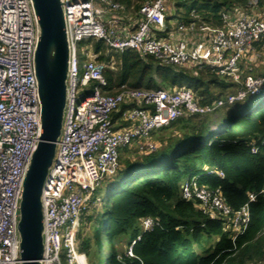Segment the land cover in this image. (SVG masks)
<instances>
[{"label":"built area","instance_id":"obj_1","mask_svg":"<svg viewBox=\"0 0 264 264\" xmlns=\"http://www.w3.org/2000/svg\"><path fill=\"white\" fill-rule=\"evenodd\" d=\"M171 0L143 2L136 12L115 0H62L68 57L67 100L62 133L43 186L44 254L41 264H77L75 234L82 211L101 202L96 189L120 167V151L137 145L141 152L158 147L153 131L184 115H214L249 96L264 92V75L244 74L264 57V17L253 9L222 14L223 26L177 22L167 25ZM251 1L250 5L255 6ZM175 10V9H174ZM170 13V12H169ZM101 40L113 51L133 50L162 65L208 69L236 83L234 94L202 106L186 88L130 89L104 92L107 65L96 60L87 41ZM37 18L31 0H0V264H19L17 206L27 162L40 135V107L34 74ZM85 44L78 57L79 44ZM133 104V105H132ZM127 106L117 121L110 115ZM131 105V107H129ZM120 122L126 125H120ZM213 130L216 129L212 128ZM252 147L251 152L256 153ZM210 172H215L210 170ZM223 177L221 172L216 173ZM184 200L203 214L221 219L235 239L250 220L249 203L232 210L219 188L195 179L181 185ZM143 230L156 222L141 220ZM132 240L127 254L133 256ZM64 253V257L62 255ZM264 264V249L262 259Z\"/></svg>","mask_w":264,"mask_h":264},{"label":"trees","instance_id":"obj_2","mask_svg":"<svg viewBox=\"0 0 264 264\" xmlns=\"http://www.w3.org/2000/svg\"><path fill=\"white\" fill-rule=\"evenodd\" d=\"M115 1L126 11L136 12L149 0ZM189 1L183 5L179 1L174 8L173 17L180 23L221 27L222 14H234L239 9H253L264 17V0H255V6L250 5L254 0ZM92 49L96 60L107 65L104 92L109 94L122 86L186 88L198 104L205 106L234 94L239 87L208 69L162 65L133 50H110L101 40H95ZM125 108L121 105L110 115V121H117ZM218 112L221 115L216 124L210 115H184L153 131L151 136L158 146L154 151L141 152L134 145L123 148L118 172L96 189L99 195L101 188H106L100 209L88 205L80 215L75 234L78 252L89 256L93 246L97 264L101 243L105 245L102 264H258L264 249V92ZM252 147L257 148L256 153L251 152ZM192 179L219 188L234 211L255 195L242 234L233 239L221 219L210 218L195 201L182 198L181 185ZM144 218H151L156 225L143 230ZM133 221L137 226L123 246L120 236ZM85 223H89L90 231L83 235ZM136 237L139 240L132 246L133 256H129L127 248Z\"/></svg>","mask_w":264,"mask_h":264},{"label":"water","instance_id":"obj_3","mask_svg":"<svg viewBox=\"0 0 264 264\" xmlns=\"http://www.w3.org/2000/svg\"><path fill=\"white\" fill-rule=\"evenodd\" d=\"M37 18L34 74L40 135L23 175L17 206L19 264H41L44 214L41 194L54 162L67 100L69 50L62 0H31Z\"/></svg>","mask_w":264,"mask_h":264},{"label":"rangeland","instance_id":"obj_4","mask_svg":"<svg viewBox=\"0 0 264 264\" xmlns=\"http://www.w3.org/2000/svg\"><path fill=\"white\" fill-rule=\"evenodd\" d=\"M180 1V3H181V5H183V4H187V3H189L190 1L189 0H171L170 1V10H169V12H168V15L169 14H172V12L174 11V8L176 7V4L178 3ZM142 4V3H141ZM169 21H168V23H167V25H168V27L170 28V29H173L175 26H176V24H177V22H178V20L176 19V18H170L169 17V19H168ZM95 41V40H94ZM94 41L92 42V44H90V46H88L89 48H91L92 49V47H93V43H94ZM82 48L83 49H86L87 47L85 46V44H79L78 45V49H77V53H78V57H81V55H82ZM263 59L261 58V57H259V58H257L256 60H255V62H253V63H256V64H258L257 65V67H260V68H263L264 69V60L262 61ZM256 67V68H257ZM259 69V68H258ZM242 72L244 73V74H253V75H258V74H255L253 71H249V70H242ZM168 90H170V89H168ZM220 115H221V112H218V113H215L214 115H211L210 116V118H211V120L214 122V124H216L217 122H218V119L220 118ZM215 125H212V128H215L214 127ZM150 140H151V142H153V137L151 136L150 137ZM136 148H135V150H139L138 149V147H137V145H134ZM126 157H128V156H126ZM106 184V183H105ZM104 186V185H103ZM105 191H106V188L105 187H102L101 188V192L99 193V195H96L95 194V196H100L99 198H103L104 197V194H105ZM91 205L92 206H94L97 210L98 209H100V206H101V202H97V203H95V204H93V203H91ZM92 206H91V208H92ZM89 211V210H88ZM81 224V221L79 222V224H78V226ZM137 226V222H135V221H133L132 223H131V226L130 227H128L127 229H126V231L120 236L121 238V243H122V245L124 246L125 245V243L127 242V241H129L130 239H131V237H132V233H133V230H134V228ZM83 228H84V230H83V235H85L86 233H88L89 231H90V227H89V223H85L84 224V226H83ZM100 231H102V229L100 230ZM232 234V233H231ZM92 242V241H91ZM93 244V243H92ZM75 246H76V255H77V264H97V256H96V251H95V248L93 247V246H91V248H90V255L89 256H87L85 253H82V252H78V249H77V241H75ZM103 247H105V245L104 244H102L101 243V250H100V261H99V264H102V261H103V257H104V254H105V251L102 249Z\"/></svg>","mask_w":264,"mask_h":264},{"label":"crops","instance_id":"obj_5","mask_svg":"<svg viewBox=\"0 0 264 264\" xmlns=\"http://www.w3.org/2000/svg\"><path fill=\"white\" fill-rule=\"evenodd\" d=\"M262 58V57H261ZM264 60V57L262 58ZM262 60V61H263ZM264 63V62H263ZM258 64L256 63H252V64H249V68L251 69V71H253L255 74H258V75H264V69L263 68H260V67H257ZM257 67V68H256ZM259 68V69H258Z\"/></svg>","mask_w":264,"mask_h":264}]
</instances>
